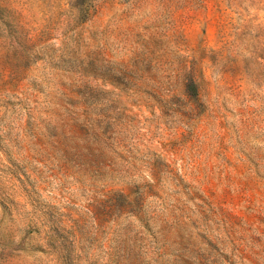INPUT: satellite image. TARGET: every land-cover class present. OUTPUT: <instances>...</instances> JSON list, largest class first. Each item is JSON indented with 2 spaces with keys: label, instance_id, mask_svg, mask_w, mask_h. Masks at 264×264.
<instances>
[{
  "label": "rangeland",
  "instance_id": "374dc122",
  "mask_svg": "<svg viewBox=\"0 0 264 264\" xmlns=\"http://www.w3.org/2000/svg\"><path fill=\"white\" fill-rule=\"evenodd\" d=\"M0 264H264V0H0Z\"/></svg>",
  "mask_w": 264,
  "mask_h": 264
}]
</instances>
